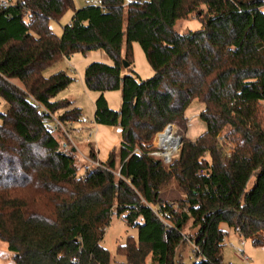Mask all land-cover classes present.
<instances>
[{
    "label": "trees",
    "instance_id": "trees-1",
    "mask_svg": "<svg viewBox=\"0 0 264 264\" xmlns=\"http://www.w3.org/2000/svg\"><path fill=\"white\" fill-rule=\"evenodd\" d=\"M7 1L0 7V240L11 264H110L101 240L114 214L137 229L117 245L122 264L148 257V264H185L179 247L186 241L191 264H221L229 232L221 223L253 246L264 244V0ZM67 10L57 35L49 21ZM191 15L200 29H174ZM133 42L152 76L134 70ZM95 49L111 63L84 69V86L99 93L93 121L122 132L105 161L90 147L81 165L76 150L60 149L61 131L48 132L37 109L83 121L80 107L55 98L72 77L42 71ZM109 90L120 91L118 109L107 103ZM194 101L204 129L191 137L186 111ZM168 122L184 134L179 154L164 165L148 152ZM170 184L179 198L163 196Z\"/></svg>",
    "mask_w": 264,
    "mask_h": 264
},
{
    "label": "rangeland",
    "instance_id": "rangeland-1",
    "mask_svg": "<svg viewBox=\"0 0 264 264\" xmlns=\"http://www.w3.org/2000/svg\"><path fill=\"white\" fill-rule=\"evenodd\" d=\"M1 1V0H0ZM128 1V0H125ZM97 0H74L75 6L80 7L85 4L96 3ZM264 11V5L262 6ZM72 15V10H67L58 20H50L49 26L52 32L60 35L64 24L69 22ZM201 28L200 21L191 15L185 19H179L174 24V29L180 33H186L188 31H195ZM132 54H133V68L138 73L140 78H147L153 75V69L148 63L145 54L137 42L132 43ZM93 61H101L105 63H111L110 58L101 49L90 50L85 53L75 52L68 58H60L52 64L45 67L42 71L44 76H50L57 71H64L72 77L71 82L55 96L56 99H68L71 100L74 106L80 107L82 110L83 121L85 124L92 126V116L94 113V100L99 94L97 91L88 90L83 83V74L85 67ZM105 97L108 100V105H116L121 103L120 91L109 90L105 92ZM111 107V106H110ZM113 108V107H111ZM262 111H264V101L262 102ZM116 109V108H113ZM202 109V104L194 101L186 111L188 117V135L196 137L204 129V123L200 121L198 114ZM61 112V110H60ZM57 115V113H55ZM70 122L69 129L71 130V138H77L76 142L78 145L77 158L81 165H85L86 158L90 146L94 144V138L89 134L90 129L80 128V122ZM174 123V122H173ZM74 125V126H73ZM177 134L182 135L183 130L179 128L177 123H174ZM73 127V128H72ZM73 129L80 130V135L77 137L73 135ZM230 128L227 127L222 131L221 136L226 139L225 150L228 152L231 147V136L228 135ZM72 145H74L72 143ZM252 181L249 182L250 186ZM174 184H170L163 193L166 198L174 199L179 198L180 194ZM221 227L228 228L225 223L220 224ZM127 236H133L136 238L137 229L129 227L123 221L121 217L112 215L109 225L105 229V233L101 240V244L105 247L111 257L110 264H122L124 258L116 253L117 245L123 243ZM244 250L249 258L250 264H264V244L262 246H253L250 240L244 239ZM239 246V239L233 235H229L226 238L225 245L223 247V262L231 264H243L239 257L236 255L234 247ZM182 260L185 264H191L195 260V254L192 250V243L189 241L184 242L179 247ZM12 253L8 251L6 242L0 240V264H11L13 263ZM150 259L147 258V264Z\"/></svg>",
    "mask_w": 264,
    "mask_h": 264
},
{
    "label": "built area",
    "instance_id": "built-area-1",
    "mask_svg": "<svg viewBox=\"0 0 264 264\" xmlns=\"http://www.w3.org/2000/svg\"><path fill=\"white\" fill-rule=\"evenodd\" d=\"M7 0L0 1V7L6 6ZM37 113L41 117V121L45 124L46 130L50 133L55 131H61L62 139L60 142L61 150H69L73 147L71 139V130L69 129L70 123L62 121L58 115L51 112L47 107L39 105ZM221 140L223 138H220ZM181 145V136L177 134L176 127L173 122L165 124L162 130L158 131L152 139V149L148 152V155L159 159L164 165H168L179 154ZM136 154H141L139 148L133 150ZM98 164V162H95ZM235 234L239 237V246L234 247L236 255L242 261L243 264H250L249 258L245 255L244 244L245 240L241 235L240 230L236 227L233 229ZM226 241V238H225ZM231 264V263H221Z\"/></svg>",
    "mask_w": 264,
    "mask_h": 264
},
{
    "label": "crops",
    "instance_id": "crops-1",
    "mask_svg": "<svg viewBox=\"0 0 264 264\" xmlns=\"http://www.w3.org/2000/svg\"><path fill=\"white\" fill-rule=\"evenodd\" d=\"M104 94H106V93L104 92ZM94 102H95V100H94ZM107 103H108V100H107ZM118 103L119 102H117L116 105H113V106L110 105V106L118 109L120 107V104H118ZM94 110H95V105H94ZM93 115H94V113H93ZM92 120H93V116H92ZM73 124H75V122ZM80 125H81L80 128H82V129L86 128V127H88L90 129L89 134H91V136H93L94 144H95V145L90 146V147H93L95 149L97 160L101 161V162L105 161L107 159L111 149H113L119 143V140L121 138L122 128L120 126H110V125H104V124H97L94 121L92 123V126H90V124L86 125L85 122H80ZM79 131L80 130L73 129V132H74L73 135L78 137L80 135ZM71 139H72V143L74 144L72 149L74 151L75 150L78 151V145L76 142L77 138L74 139V136H73ZM225 229H227L229 231L226 238L229 237L230 234L235 236V237H238V235L235 234L233 229H229V228H225ZM238 239H239V237H238ZM245 255H246V252H245Z\"/></svg>",
    "mask_w": 264,
    "mask_h": 264
},
{
    "label": "water",
    "instance_id": "water-1",
    "mask_svg": "<svg viewBox=\"0 0 264 264\" xmlns=\"http://www.w3.org/2000/svg\"><path fill=\"white\" fill-rule=\"evenodd\" d=\"M123 65H124V67H127L128 66V62H126L125 60H123Z\"/></svg>",
    "mask_w": 264,
    "mask_h": 264
}]
</instances>
